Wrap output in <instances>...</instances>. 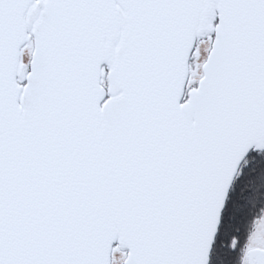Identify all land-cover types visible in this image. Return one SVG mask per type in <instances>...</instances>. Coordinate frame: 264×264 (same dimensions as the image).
I'll use <instances>...</instances> for the list:
<instances>
[{
	"label": "snow or ice",
	"instance_id": "6c2138e0",
	"mask_svg": "<svg viewBox=\"0 0 264 264\" xmlns=\"http://www.w3.org/2000/svg\"><path fill=\"white\" fill-rule=\"evenodd\" d=\"M0 264H264V0H0Z\"/></svg>",
	"mask_w": 264,
	"mask_h": 264
}]
</instances>
